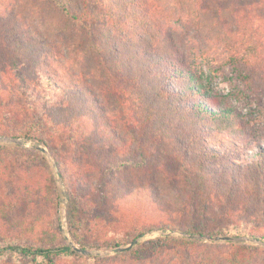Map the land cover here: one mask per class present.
Here are the masks:
<instances>
[{
  "label": "trees",
  "instance_id": "16d2710c",
  "mask_svg": "<svg viewBox=\"0 0 264 264\" xmlns=\"http://www.w3.org/2000/svg\"><path fill=\"white\" fill-rule=\"evenodd\" d=\"M197 56L230 71L239 91L231 95L258 96L247 113L213 88ZM262 90L264 0H0V136L48 149L82 249L157 229L264 241ZM0 178L58 213L43 152L0 146ZM4 253L34 264L108 259L60 244L9 243ZM119 256L264 264L263 248L169 236Z\"/></svg>",
  "mask_w": 264,
  "mask_h": 264
},
{
  "label": "rangeland",
  "instance_id": "374dc122",
  "mask_svg": "<svg viewBox=\"0 0 264 264\" xmlns=\"http://www.w3.org/2000/svg\"><path fill=\"white\" fill-rule=\"evenodd\" d=\"M196 59L199 69L202 70L204 75L208 77V75L213 72L211 70V65L209 63L207 64L204 57L202 56H197ZM212 75L213 77L209 79V81L211 82L213 88L217 92L223 95H227L229 99H231L233 104H235L238 108H240V110H242L244 113H247L250 107L255 104V100L258 97L256 95H253L252 99H247L245 95H243L242 93H240L239 96L231 95L232 93L235 94L238 93L239 91L237 90L236 87V81L234 80L235 78H233L229 70H226L225 73L213 72ZM259 92H260V96L264 98V90ZM261 118H263V120L261 122H257L255 125L258 131L264 130V112ZM37 144H38L37 142H33V141H25L23 139H17L13 137L0 136V146L2 147L20 146L22 148H27L28 150H37V151L39 150L37 149V146L46 148L43 145H37ZM45 158L47 163L49 164V168L51 170L53 180H55V184L58 189L59 202H60L58 213L55 214L52 208L45 206L44 204H41L36 200H27V198L21 196V193L17 190L21 188L24 184L20 186H15V185L10 186L9 185L10 183L6 182L5 178L2 179L0 178V188H2V190L0 191V247L7 246V244L9 243H14V244L22 243L23 245H41V246H53L60 244V245H68L71 247L69 242H72L75 246L82 249L73 239L71 233L70 222H69V218H70L69 198L66 192L64 181H63L64 193L61 195L59 192V186L57 183L58 179L55 170V165L57 167L58 165L54 160L52 161L54 162L52 164L46 155ZM28 162L32 163L31 166L34 167L41 165L40 159L35 157L29 156ZM39 170L40 168L33 169V171L36 173H38ZM43 177H44L43 180L46 181L45 175H43ZM11 205H14L12 209L16 208V210L12 211ZM50 214H52V216L54 217L56 216L55 222L50 216ZM164 236H169L171 238L192 239L189 234L183 231L159 230V229L154 230L152 232H148L146 233L145 237L142 238L138 237L137 239H139V243H144ZM228 237H233V236H228ZM233 238H241V240L236 243H227V242H219V243L240 244V245L254 246L264 249V241H257L250 237H233ZM249 239H253L255 241L251 242L249 241ZM192 240H196L208 244L213 243V242H208L206 240H199V239H192ZM130 244L131 243L122 245L120 247H125ZM116 248L83 249L94 252H101L105 254L107 253L104 256H97V255L88 256L81 254L76 250L75 251L84 257L108 258L106 259L107 262H102L99 264H146L145 262L143 263L133 262L126 257H120L119 255L122 254L123 252L122 253L113 252V250ZM70 260L71 259L68 257L61 258L59 260V264H69ZM0 264H34V261L32 258L25 257L19 254L4 253L3 255L0 256Z\"/></svg>",
  "mask_w": 264,
  "mask_h": 264
},
{
  "label": "water",
  "instance_id": "95a60500",
  "mask_svg": "<svg viewBox=\"0 0 264 264\" xmlns=\"http://www.w3.org/2000/svg\"><path fill=\"white\" fill-rule=\"evenodd\" d=\"M12 140V139H11ZM37 149H39L40 151H42L47 158L49 159V161L53 164L54 162L53 159L51 158V155L49 153V151L46 148H43L41 146H37ZM55 170H56V174H57V183L59 186V192L62 195L64 193V185H63V179H62V175L58 169V167L55 165ZM146 234H143L140 236V238L145 237ZM190 237L192 239H199V240H206L208 242H213V243H219V242H227V243H236L239 242L241 240V238H233V237H228V236H220V237H202V236H198V235H190ZM249 241L254 242L255 240L253 239H249ZM71 247L76 250L77 252L84 254V255H97V256H104L106 255L105 253H101V252H94V251H90V250H83L78 248L77 246H75L72 242H69ZM137 244H139V239H136L134 242H132L130 245L125 246V247H119L113 250V252L115 253H122V252H126L130 249H132L134 246H136Z\"/></svg>",
  "mask_w": 264,
  "mask_h": 264
}]
</instances>
